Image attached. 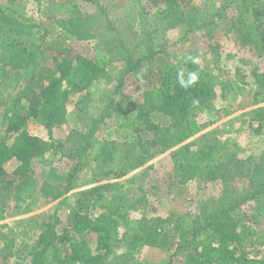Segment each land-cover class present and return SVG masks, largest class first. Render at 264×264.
<instances>
[{"label": "rangeland", "instance_id": "374dc122", "mask_svg": "<svg viewBox=\"0 0 264 264\" xmlns=\"http://www.w3.org/2000/svg\"><path fill=\"white\" fill-rule=\"evenodd\" d=\"M64 1L45 0L38 4L33 0H0V148L12 153L24 141L27 144L29 136L46 141L64 140L60 154L47 151L35 158L36 178L31 186H22L14 173L15 160L4 164L7 172L0 176V264L33 260V244L41 230L27 239L30 245L25 247L21 233L29 223L23 219L40 215L45 228L53 224L59 233L74 225L73 215L77 212L101 219L107 225L106 206L114 200L125 203L131 222L128 226H114V251L93 264H185L187 249L173 255L174 250L168 253L142 246L128 253L127 242L137 233L138 220L146 216L166 229H173L176 217H180L185 221L182 229L188 231L203 227L200 222L204 213L213 217L244 198L234 209L241 215L237 226L244 232L242 251L248 257L264 258V246L251 248L247 243L251 232L264 231V193L260 198H249L264 185V121L262 130H256L261 124L258 109H264V0H246L251 10L249 28L256 32L259 45L255 51L231 30L229 18L221 19L219 25H215L216 19L213 25L210 22L219 14L235 15L242 0H180L183 9L186 4L198 7L195 19L199 22L190 20V24L186 20L172 24L161 12L163 5H155L154 0H72L75 11L79 10L73 13H64ZM60 15H79L84 22L82 27L88 28L83 37L70 41L68 54L63 57L71 65L84 58L89 65H98L104 71L82 92L71 94L62 119L50 127L42 120H31L27 133H16L3 116L5 98L8 92L27 87L30 75L35 74L23 71L24 78L18 81L17 69L7 66L1 71V57L7 52L8 43L17 37L5 30L13 23L25 29L23 40L10 46L18 49L30 44L31 36L36 35L32 33L41 25L42 32ZM153 53L182 69L190 60L196 61L211 89L212 96L205 94L206 100L190 122L194 132L187 138H180L183 135L177 128L170 132H143L138 122L126 132L114 131L113 114H108L111 103L122 104L128 114L137 116L146 100L143 91L152 89L151 98L159 103L162 88L139 84L133 73L126 70L128 56L140 60ZM40 62H36L35 71L52 64L53 59L45 53ZM50 102L56 103L53 99ZM149 117L163 128L170 126V119L161 112H151ZM140 140L143 144L154 140L148 144L153 154L143 164L138 152L143 149ZM106 145L112 148L111 160L101 158ZM211 146L218 147L219 152L210 164L217 171L223 169L225 174L214 178L200 174L184 181L179 162H192ZM134 163L141 164L131 169ZM50 164L61 173L75 172L74 188L59 197H54L56 191L49 184L44 187V183L53 181L40 177L42 169ZM133 175L136 179L132 182ZM85 199L92 200L84 209ZM211 232L202 230L198 241L218 245L220 237ZM93 252L96 253L94 249ZM47 254L48 259L51 254ZM237 264H244V260Z\"/></svg>", "mask_w": 264, "mask_h": 264}, {"label": "trees", "instance_id": "16d2710c", "mask_svg": "<svg viewBox=\"0 0 264 264\" xmlns=\"http://www.w3.org/2000/svg\"><path fill=\"white\" fill-rule=\"evenodd\" d=\"M33 1L42 4L45 0ZM154 1L156 2L155 5H163L161 12L165 17L169 18L172 24L175 21L179 22L183 20L188 21V24H190V20H192V23L199 22L195 19L198 7L186 4L183 9L181 8L180 0ZM151 2L154 3L153 1ZM71 4L72 0L64 1V13L79 11H75V5ZM228 6L225 8L228 9ZM237 9V13L231 17L228 13H225V15L223 13L214 16L210 22L213 25V21L216 19L215 25H219L221 19L223 20L224 17L229 18L231 30L236 31L240 41L244 45H248L249 49L255 51V48L259 47V45L256 43V32L252 28H249L250 7L246 0H242ZM83 23V19L79 15L76 17L70 15L67 18H63L60 15L53 22V25L44 27L42 32L41 25L38 29L39 31L37 30L32 33L36 35L31 36L30 44L27 43L26 46L23 45L18 49L10 46H13V42L23 40L24 36L22 34L25 29L18 23H13L6 28L7 34L13 32V34H17V37H14L12 42L8 43V50L6 49L7 52L1 57L3 64L1 71H5L7 66L17 69L18 81L24 78L23 71H33L35 74L34 76L30 75L27 87L8 92L6 95L3 116L9 122L14 132L19 134L21 132L27 133L25 131L28 122L31 120H42L46 126L50 127L53 123L62 119L65 114L66 104L72 96L71 94L73 92H82L104 71V68L100 69L98 65H89V62L84 58L81 63L71 65L63 57V55L68 54L70 41L83 37L84 33L87 32L88 28L82 27ZM37 34L39 35L37 36ZM45 53L51 55L53 63L43 65L35 71L37 63H41L40 60ZM126 60V70L133 73L137 83H147L149 84L148 86L152 85L153 88L158 85L162 88V93L159 103H155L152 100L153 98H151L153 89L143 91L146 100L140 105V111L137 116L128 114L122 104L114 105V103H111L108 114L109 116L113 114V124L116 127L114 131L117 133L126 132V130L134 127L138 122L139 126L143 128V132L153 131V133H157L160 130L170 132L172 128H177L183 135L180 136L182 139L193 134L194 129H192L190 122L196 117L199 106L206 100L205 94H207V97L212 96L209 85L203 79V70L199 63L190 60L182 69L168 63L163 57L156 56L154 53L140 60H134L132 56H128ZM51 99L56 103H51ZM154 111L161 112L167 116L170 119V126L163 128L160 123H155L149 117L150 113ZM258 111L261 117V124L256 130L260 132L264 121V109L259 107ZM112 134L113 131L108 133V141L111 139ZM78 135L80 137L81 134H77L76 136ZM27 141H29L27 144L24 141L23 145L12 153L5 151L3 147L2 149L0 148V176L7 172L4 164L10 160H15L16 167L14 173L20 178L22 186H26V184L30 185V182L32 185L35 181V158L47 151H52L54 155L60 154L64 143L63 139L46 141L32 136H29ZM152 142L148 144L151 145ZM139 144L143 147L142 150L138 151L141 154L143 164L145 159L153 153H151L148 144L141 143V140ZM217 149L218 147L211 146L208 149H203L192 162H188L187 164L179 162L183 170L184 181L200 174L208 175L211 178L225 174L223 169L217 171L210 164L212 158L219 152ZM101 158L103 160H111L113 158L112 148L109 145L103 147ZM250 160H253V158L251 157ZM138 164L141 163H134L132 167L130 165V168L133 169ZM40 177L53 181L51 182L54 184L50 182L44 183V187L49 184L56 191V193L53 191L55 193L54 197L66 194L74 188L76 181L75 172L61 173L56 166L51 164L48 168L42 169ZM135 179L136 175H133L130 181L133 182ZM262 193H264V185L253 192L249 198H256V196L260 198V194ZM91 200L85 199L83 203L84 209L89 206ZM244 200L245 198L237 204H230L228 207L221 209L219 213L214 214L213 217L207 216L204 213L203 221L200 222L203 223V227L199 228L197 226L195 229L188 231L187 229H182V223H185V221L184 219H180V217H176V226L173 229H166L150 218L143 216L137 222V233L127 242L126 251L132 253L138 247L150 246L160 248L168 253L174 250V255L187 249L185 264H221L225 261L226 263L237 264L241 260H244V264H264V258L248 257L247 252L242 251L244 245L242 239L245 237L243 235L244 232L239 230L237 226L241 215L235 213L234 209ZM106 210L107 225L102 223L101 219L95 220L87 213L82 214V212H77L73 215L72 224L74 225H71L72 227L68 229H64L61 233L55 229V225L53 224H49L45 228L43 220H40V215H33L23 219L25 223H29V225H25L27 230L24 228V231L21 233L24 236L25 247L28 248L30 245L27 239L30 236L33 238L35 232L41 231L36 243L33 244L35 250L33 260L31 262H20L19 264L97 263L104 255L114 251L113 243L111 242L114 228L117 226H128L131 222L128 209L122 200L109 202ZM205 229H210L211 233H216L220 237L218 245H213L212 243L203 244L198 241V234ZM247 232L249 233L250 231L247 230ZM251 233L252 235L247 237L248 246L251 248L264 246V231ZM75 235L78 237H74ZM189 235L192 236L191 239ZM92 248L96 253L93 252ZM47 253L51 254V257L48 259Z\"/></svg>", "mask_w": 264, "mask_h": 264}]
</instances>
